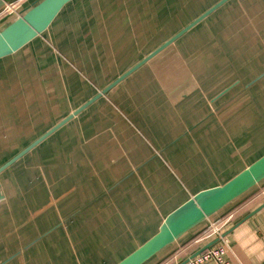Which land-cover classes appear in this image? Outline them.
Returning a JSON list of instances; mask_svg holds the SVG:
<instances>
[{
	"label": "crops",
	"instance_id": "crops-1",
	"mask_svg": "<svg viewBox=\"0 0 264 264\" xmlns=\"http://www.w3.org/2000/svg\"><path fill=\"white\" fill-rule=\"evenodd\" d=\"M37 1L6 3L0 30ZM93 1L96 8L79 30L70 29L60 42L53 34L59 21L87 13L86 0H73L42 36L0 60L7 73L31 57L36 71L61 81V92H50L55 103L68 106L47 127L42 123L38 131L35 125L0 167L174 36L134 57L132 40L116 36L128 25L118 20L122 14L115 4ZM235 2L228 1L0 174V264H119L192 197L226 184L264 156V0L254 1L249 19L237 11L222 22ZM8 5L15 12H8ZM208 20L210 38L197 46L205 50L189 52L187 70L178 57L175 64L155 63ZM198 58H204L203 68ZM101 74L107 75L103 83ZM214 226L221 238L213 235ZM222 244L228 264H264V183L145 264H183Z\"/></svg>",
	"mask_w": 264,
	"mask_h": 264
},
{
	"label": "rangeland",
	"instance_id": "rangeland-1",
	"mask_svg": "<svg viewBox=\"0 0 264 264\" xmlns=\"http://www.w3.org/2000/svg\"><path fill=\"white\" fill-rule=\"evenodd\" d=\"M217 1L112 0L115 4L114 8H116L118 13L122 14V17H118V20L126 26L128 25L125 32L118 30L116 36L118 39L132 40L133 53L134 57H136L139 51L152 50L157 45L168 40ZM254 1L236 0L234 5L228 8L230 10L225 16L227 19L222 22L233 20L234 16L242 14L249 19V16H251L248 15L249 10L252 9ZM103 2H106V0H103ZM85 7L87 13L75 14L76 21L72 18L68 23L59 21L54 26L53 34L57 37V42H60L64 37L62 35H65L70 29L79 30V23L83 24L86 19L91 17L92 10L96 8V4L93 0H86ZM237 11L239 12L238 15H236ZM84 14H87V17ZM204 24L198 31L186 36L183 41L170 48L155 63H162V65L167 63L175 64L176 57H178L179 63L182 62V68L187 70V55L189 52L192 53L195 49L204 51V47L198 49L197 46L204 45V41L210 38V36H207L210 34V30L207 29L208 26H211V20ZM217 37L220 39L218 35ZM137 45L138 47H136ZM119 51L120 48H117V53ZM181 57L185 60L181 61ZM203 59L200 60L198 58L200 62L202 61L198 65L202 68V65H204ZM21 62H25V64L21 65ZM29 62H31V57H24L19 64L16 63L14 68L8 70L7 73H4V70L0 68V131L4 132V137L0 136V163L22 146V142L34 133V128L38 127L39 131L42 128V123L47 127L57 120V114L60 117L67 113V103H55L50 92L52 88L61 92V81L55 82V79L50 81L48 79L50 72L36 71L34 64L31 63L32 65H30ZM37 73L40 74L38 75L39 78L36 75ZM28 76L29 78L27 79ZM104 76L107 77V75L101 76L100 83L105 81ZM46 77L48 80H45ZM90 83L92 84L93 82L90 81ZM55 106H58L59 110L53 111ZM13 108L16 110L12 111ZM46 121L47 123H45ZM35 125L37 126L34 127Z\"/></svg>",
	"mask_w": 264,
	"mask_h": 264
},
{
	"label": "water",
	"instance_id": "water-1",
	"mask_svg": "<svg viewBox=\"0 0 264 264\" xmlns=\"http://www.w3.org/2000/svg\"><path fill=\"white\" fill-rule=\"evenodd\" d=\"M10 1L11 0H0V8ZM72 1L73 0H39L30 7L19 12L17 18L0 30V60L12 56L27 46L30 42L42 36L53 24L61 11ZM228 1L230 0L219 1L205 13L196 18L184 29L166 41L150 55H148L144 60H142L127 73L109 85L106 89L100 91L97 96L63 119L40 139L35 141L32 145L24 149L22 152L0 167V174L18 162L21 158L28 154L37 145L46 140L58 129L73 120L96 100L102 96H105L111 89L121 83L129 75L172 46L178 39L183 37L195 26L207 19ZM263 182L264 156L226 184L203 191L192 197L189 201L176 209L165 219L155 236H153L150 240L139 247L131 255L126 257L119 264L147 263L156 255L161 253L164 249L176 243L192 229L209 220L212 216L222 211L242 195ZM210 248L211 246L206 247L200 251L199 254Z\"/></svg>",
	"mask_w": 264,
	"mask_h": 264
},
{
	"label": "built area",
	"instance_id": "built-area-1",
	"mask_svg": "<svg viewBox=\"0 0 264 264\" xmlns=\"http://www.w3.org/2000/svg\"><path fill=\"white\" fill-rule=\"evenodd\" d=\"M8 12H15V7L12 5L7 6ZM213 235L221 238L220 229L216 226L213 228ZM226 254V245H218L216 247L210 248L193 258L189 259L185 264H207L210 262H216L218 264H228L224 261V256Z\"/></svg>",
	"mask_w": 264,
	"mask_h": 264
}]
</instances>
